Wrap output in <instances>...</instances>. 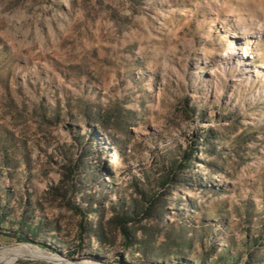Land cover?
Wrapping results in <instances>:
<instances>
[{"label":"rangeland","instance_id":"rangeland-1","mask_svg":"<svg viewBox=\"0 0 264 264\" xmlns=\"http://www.w3.org/2000/svg\"><path fill=\"white\" fill-rule=\"evenodd\" d=\"M197 136L196 180L137 217L148 250L80 236L70 205L106 220ZM0 203V264H264V0H0ZM20 217L40 236L4 234ZM24 244L41 256L4 258Z\"/></svg>","mask_w":264,"mask_h":264},{"label":"trees","instance_id":"trees-1","mask_svg":"<svg viewBox=\"0 0 264 264\" xmlns=\"http://www.w3.org/2000/svg\"><path fill=\"white\" fill-rule=\"evenodd\" d=\"M120 115L121 112L118 110L117 115H114L115 123H111L110 116L106 115L102 120L103 125L122 130L124 127ZM209 139L211 140L210 137L202 138L201 136L191 138L188 140L186 148L179 150L176 155L168 154L160 157L157 169L159 175L152 181L149 178L142 181L138 179L137 183L140 184V187L136 185L137 183L133 184L135 197L131 195L128 205L119 202V206L117 208L113 207L111 216L104 221L99 219L95 223L85 222L91 210L90 208H92V202H89L88 209H83L77 203L70 205V209L80 216V236L85 233L88 238L94 237L98 243H102L109 240V236L115 238L118 235L124 250H141V252L148 250L145 248L150 246L149 242L146 241L143 233L139 235L138 230H140V227L136 226L135 223L138 221L137 217L147 219L149 222H158L162 219L170 189L187 182L188 179H191V181L192 179L196 180L189 173V167L195 160L198 150L197 142H211ZM79 167L78 160L71 161L67 165L63 164L59 184L50 186L48 193L54 197L59 196L61 199H65L78 183L76 176L79 174ZM5 222H9V219L7 218L5 206L0 203V233L3 232L2 224ZM13 222L16 224L13 233L4 234H8L16 241L28 242L40 236L41 227L38 223L35 225L28 223L24 217H20ZM42 245L47 246L44 243H41ZM223 260L226 259L223 258ZM171 264L186 263L174 261Z\"/></svg>","mask_w":264,"mask_h":264},{"label":"bare ground","instance_id":"bare-ground-1","mask_svg":"<svg viewBox=\"0 0 264 264\" xmlns=\"http://www.w3.org/2000/svg\"><path fill=\"white\" fill-rule=\"evenodd\" d=\"M224 59L226 60H232V59H240V60H245L246 58V53L245 51H228L224 54L223 56ZM4 258L12 262L18 257H23V256H30V255H38L41 256V254L38 251H34L30 249V246L27 244L21 245L19 247H13V248H8L4 250ZM44 256V255H43Z\"/></svg>","mask_w":264,"mask_h":264}]
</instances>
